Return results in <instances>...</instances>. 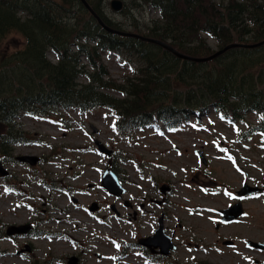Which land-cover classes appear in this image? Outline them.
<instances>
[{"label":"rangeland","instance_id":"rangeland-1","mask_svg":"<svg viewBox=\"0 0 264 264\" xmlns=\"http://www.w3.org/2000/svg\"><path fill=\"white\" fill-rule=\"evenodd\" d=\"M103 1L106 16L123 23L126 31H131L133 18L142 32L145 23L159 18L150 8L133 7L131 0H123L130 15L114 14L110 0ZM207 44L216 49L213 40ZM47 58L56 62L51 53ZM102 59L113 79L128 70L113 55ZM246 120L253 125L258 119L251 115ZM116 121V115L103 108L53 109L44 117L22 115L16 120L15 128L39 143L9 146L0 154L9 172L0 177V264H67L70 257L79 264H184L193 259L231 264L207 248L212 244L211 222L218 217L215 210L226 204V189L241 186L242 172L251 173L252 180L264 178V139L251 134L242 138L247 125L230 124L215 112L194 117L173 133L161 127L121 132ZM94 140L114 151L111 167L126 189L120 200L100 186L108 160ZM196 151L203 152L206 166ZM8 156L13 161L8 162ZM20 156L40 161L30 166L15 160ZM162 184L171 191L162 195ZM93 202L99 208L91 213ZM127 203L133 206L127 208ZM161 219L179 248L155 263L134 244L152 235ZM24 224L32 227L28 235L4 234L6 227ZM195 244L203 245L195 249Z\"/></svg>","mask_w":264,"mask_h":264},{"label":"trees","instance_id":"trees-1","mask_svg":"<svg viewBox=\"0 0 264 264\" xmlns=\"http://www.w3.org/2000/svg\"><path fill=\"white\" fill-rule=\"evenodd\" d=\"M86 2L108 27L125 31L123 23L106 16L103 0ZM130 3L159 14L143 25L144 32L133 18L132 32L168 42L188 56L207 57L230 43L264 40V0ZM122 14L129 15L127 7ZM50 52L55 63L47 58ZM103 54L128 66L120 80L109 74ZM96 108L113 112L120 131L154 125L172 132L215 112L232 124H246L243 135L264 139V46L230 49L198 64L106 33L79 0H0V154L9 145L27 143L14 128L22 114ZM251 115L258 117L253 126L246 123Z\"/></svg>","mask_w":264,"mask_h":264},{"label":"flooded vegetation","instance_id":"flooded-vegetation-1","mask_svg":"<svg viewBox=\"0 0 264 264\" xmlns=\"http://www.w3.org/2000/svg\"><path fill=\"white\" fill-rule=\"evenodd\" d=\"M251 175V173H243L241 185L247 183L250 186L262 187L264 178L252 180ZM240 192L241 186L237 185L226 189V193L223 194L226 197V204L223 208L215 210L218 217L211 222L212 232L209 238L212 244L207 248L210 254L215 252L216 256L229 260L231 264H264V190L256 194L246 192L242 196ZM234 205L242 214L230 221L222 220V211ZM136 215L135 212L134 216ZM200 245L203 244H195V249ZM145 252L148 257L156 260L155 254H148L147 250ZM186 264L217 263L193 259Z\"/></svg>","mask_w":264,"mask_h":264},{"label":"water","instance_id":"water-1","mask_svg":"<svg viewBox=\"0 0 264 264\" xmlns=\"http://www.w3.org/2000/svg\"><path fill=\"white\" fill-rule=\"evenodd\" d=\"M81 3L84 5V7L90 11V13L92 15H95L94 12L90 9V7L88 6V4L85 2V0H80ZM122 2L120 0H112L110 2V8L112 11L114 12H119L122 9ZM98 23L103 27V29H105L108 33H112V34H116L122 37H132V38H136L138 40H141L143 42L146 43H150V44H154L166 51H168L169 53H171L173 56H175L176 58L180 59V60H185V61H191L194 63H204V62H208L211 61L217 57H219L220 55H222L223 53H225L227 50L233 49V48H258L261 46H264V40L252 44V45H245V44H229L226 47H224L221 50L216 51L215 53H213L212 55L205 57V58H194V57H190V56H184L182 55L180 52H178L177 50H175L169 43L167 42H163L160 40H156V39H152V38H147V37H143L140 35H136V34H132V33H124V32H118L115 30H112L110 28H108L107 26L104 25V23L95 15ZM98 146V149L101 153H105L107 156H110V151L106 150V148L100 144L99 142L96 143ZM198 157L199 159L205 163L204 158L202 157L201 153H198ZM19 161L22 162H28L31 165H34L37 162V158L35 157H21L18 158ZM0 173L2 175H4L6 172L5 170L2 168V165L0 163ZM101 186L103 187V189H105L109 194L114 195L116 197H120L121 194L124 193V189L122 188V186L120 185L117 176L110 170H106L103 174V177L101 179ZM252 192H256L257 189L256 188H251ZM97 209V205L96 204H92L89 208L90 211H95ZM30 230V226L29 225H25V226H20V227H8L6 230V234L7 235H14V234H27ZM165 238V239H164ZM163 239V240H162ZM139 243L150 248L151 246L153 247H160V250L163 254H168L170 250H173V247H171L170 244V239L168 237H165L163 232H162V228H160L159 230H157L155 232V235L151 238L148 239H143V240H139ZM163 243V244H162ZM167 243L169 245H167ZM68 264H77V261L75 258H71L68 262Z\"/></svg>","mask_w":264,"mask_h":264},{"label":"bare ground","instance_id":"bare-ground-1","mask_svg":"<svg viewBox=\"0 0 264 264\" xmlns=\"http://www.w3.org/2000/svg\"><path fill=\"white\" fill-rule=\"evenodd\" d=\"M182 54V53H181ZM182 55H184V56H188V55H185V54H182Z\"/></svg>","mask_w":264,"mask_h":264}]
</instances>
